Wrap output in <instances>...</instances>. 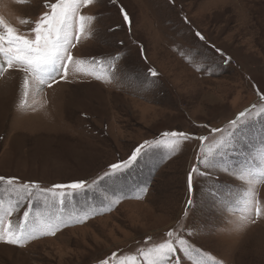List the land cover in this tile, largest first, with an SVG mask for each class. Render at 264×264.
Masks as SVG:
<instances>
[{
  "label": "rangeland",
  "instance_id": "obj_1",
  "mask_svg": "<svg viewBox=\"0 0 264 264\" xmlns=\"http://www.w3.org/2000/svg\"><path fill=\"white\" fill-rule=\"evenodd\" d=\"M44 3L0 0V19L28 34ZM81 14L96 17L72 50L85 61L82 71L71 68L67 81L41 86L24 104L22 74L0 77V176L42 189L86 181L85 190H63V206L49 192L22 200L7 217L13 228L29 210V223L37 214L45 222L59 215L66 226L23 247L0 242V264H120L130 257L147 264L144 251L177 236L191 251L176 253L180 264H264V0H102ZM147 80L155 83L145 87ZM234 119L248 125L235 150L210 178L193 174L189 194L186 177L200 167L197 156L215 153L235 131ZM169 131L190 136L173 152L169 145L181 138L163 136ZM146 141L151 147L133 167L101 179ZM224 168L232 180L219 185ZM189 195L195 207L185 212ZM253 197L261 208L255 223ZM0 199L15 202L16 193L0 192Z\"/></svg>",
  "mask_w": 264,
  "mask_h": 264
},
{
  "label": "snow or ice",
  "instance_id": "obj_2",
  "mask_svg": "<svg viewBox=\"0 0 264 264\" xmlns=\"http://www.w3.org/2000/svg\"><path fill=\"white\" fill-rule=\"evenodd\" d=\"M102 0H45L44 10L37 14L36 19L32 21L28 34L18 33L17 30L8 24H5L3 19H0V77H2L9 70H16L22 74L23 79V97L22 104L27 103V98L30 92L34 91L39 93L42 87L46 85L51 87L54 83L60 80L67 81L71 68L77 72L83 70L85 61L76 59L73 56V49L80 43L81 37L86 29V22L88 19H95L96 17H86L81 14L83 8L92 6L94 3H100ZM108 3H115V0H107ZM121 14L123 20L131 23L128 13L121 7ZM27 21H22L26 23ZM118 27V26H117ZM114 29H110L112 31ZM195 36L199 40L204 41L205 37L196 32ZM123 44V41L120 42ZM217 51H219L217 49ZM110 59L115 62L121 59L119 53L111 54ZM93 65L99 63L97 57H91ZM148 73L151 77H157L158 73L154 69H149ZM155 81L147 80L145 87H151ZM264 100V97H261ZM241 117L245 113L240 114ZM235 131L230 133L227 141H221L216 145L218 149L215 153L208 151L202 155L197 156V163L200 167H192L186 177L187 191L191 194L194 190L193 174L201 178H210L212 170H216L221 166L222 159L226 158L230 151L235 150V145L238 143V137L243 132L247 123L242 122L240 119L231 121ZM210 127L208 125L205 126ZM221 129L214 128L211 132H219ZM163 136L178 137L181 139L174 140L169 145L171 151H176V145L187 141L190 134L184 131H169L163 133ZM197 140H206V136H195ZM149 142L139 145L134 149L127 160H122L118 163H112L109 170L105 171L104 178H117L126 170L133 167L138 158H142L146 151L150 149ZM199 147V145L197 146ZM260 158L264 160V151L261 152ZM225 178L217 180L216 183L223 185L224 183L231 182L232 177L227 173L230 171L228 168L223 169ZM233 176L236 175L235 170ZM245 178V172L241 170L240 179ZM86 181H74L71 183L54 184L51 189H42L39 184L33 183H19L17 177H4L0 176V192H14L16 193V200L0 199V242L8 245L23 247L25 241L34 240L39 235H55L56 232L66 226V222L57 215L51 221L45 222L39 219L36 223H29L30 210L25 211L23 214L24 223L18 224L13 228L11 221H7V217L17 208L22 200L34 202L40 198L39 194L45 192L51 193V197L55 203L63 206L65 204L66 193L65 189L71 190L72 193L85 190ZM6 186V187H5ZM61 190L57 192L56 190ZM71 194V193H67ZM46 206L48 205V198L44 197ZM252 211L254 217L251 220L255 223L256 218L261 215V208L258 202L253 197ZM195 207L191 195L186 200L185 212ZM63 211V207L60 208ZM84 218H87L86 216ZM83 219V218H82ZM82 219L80 222H82ZM5 221L7 226L5 227ZM243 228V225H237V230ZM173 232L168 233V237H172ZM179 245V247H177ZM182 251L191 256L188 240L176 237V240H168L160 243L157 247L151 248L142 253L143 261L147 264H180L182 257H177L176 253ZM115 254H113V257ZM110 258V259H112ZM101 264H109V261H102ZM120 264H143L142 261H137L135 257L126 258L121 260ZM196 264H205V261L198 260Z\"/></svg>",
  "mask_w": 264,
  "mask_h": 264
},
{
  "label": "crops",
  "instance_id": "obj_3",
  "mask_svg": "<svg viewBox=\"0 0 264 264\" xmlns=\"http://www.w3.org/2000/svg\"><path fill=\"white\" fill-rule=\"evenodd\" d=\"M84 149V148H83ZM35 166H37V169L39 168V167H41V166H43V168L44 167H52V166H55V167H59V165H35ZM61 166V165H60ZM67 171H70V170H67ZM72 173H73V171H71ZM70 172V174H72ZM60 176H62L63 174H59ZM56 177H59V176H53V177H48V180H52L53 178H56Z\"/></svg>",
  "mask_w": 264,
  "mask_h": 264
}]
</instances>
